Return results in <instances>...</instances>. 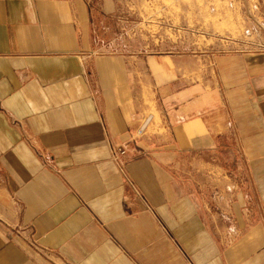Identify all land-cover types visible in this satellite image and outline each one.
Instances as JSON below:
<instances>
[{
	"label": "crops",
	"instance_id": "0c3cea01",
	"mask_svg": "<svg viewBox=\"0 0 264 264\" xmlns=\"http://www.w3.org/2000/svg\"><path fill=\"white\" fill-rule=\"evenodd\" d=\"M110 11L0 0V264H264V56L147 77L100 53Z\"/></svg>",
	"mask_w": 264,
	"mask_h": 264
},
{
	"label": "rangeland",
	"instance_id": "374dc122",
	"mask_svg": "<svg viewBox=\"0 0 264 264\" xmlns=\"http://www.w3.org/2000/svg\"><path fill=\"white\" fill-rule=\"evenodd\" d=\"M94 1L111 8L99 17L100 53L127 58L147 77L173 76L190 88L213 79V91L220 60L250 66L264 56V0ZM142 102L146 116L158 120L150 93Z\"/></svg>",
	"mask_w": 264,
	"mask_h": 264
},
{
	"label": "built area",
	"instance_id": "2783aa9c",
	"mask_svg": "<svg viewBox=\"0 0 264 264\" xmlns=\"http://www.w3.org/2000/svg\"><path fill=\"white\" fill-rule=\"evenodd\" d=\"M152 120V116L150 117H146L142 124L139 126V128L137 129L136 132V136L140 137L143 134H145V132L147 131L150 123ZM123 153V146H116L113 152V158L115 161H118V159L120 158V155Z\"/></svg>",
	"mask_w": 264,
	"mask_h": 264
}]
</instances>
